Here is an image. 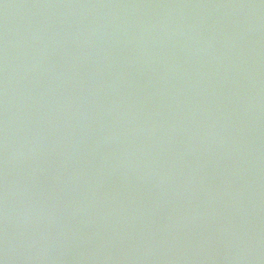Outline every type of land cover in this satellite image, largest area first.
I'll list each match as a JSON object with an SVG mask.
<instances>
[{
  "label": "water",
  "instance_id": "obj_1",
  "mask_svg": "<svg viewBox=\"0 0 264 264\" xmlns=\"http://www.w3.org/2000/svg\"><path fill=\"white\" fill-rule=\"evenodd\" d=\"M0 264H264V0H0Z\"/></svg>",
  "mask_w": 264,
  "mask_h": 264
}]
</instances>
